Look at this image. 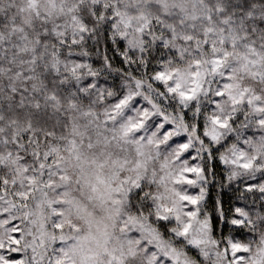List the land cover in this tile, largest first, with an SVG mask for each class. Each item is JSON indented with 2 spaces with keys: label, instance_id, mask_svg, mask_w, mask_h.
<instances>
[{
  "label": "snow or ice",
  "instance_id": "snow-or-ice-1",
  "mask_svg": "<svg viewBox=\"0 0 264 264\" xmlns=\"http://www.w3.org/2000/svg\"><path fill=\"white\" fill-rule=\"evenodd\" d=\"M0 264H264V0H0Z\"/></svg>",
  "mask_w": 264,
  "mask_h": 264
}]
</instances>
